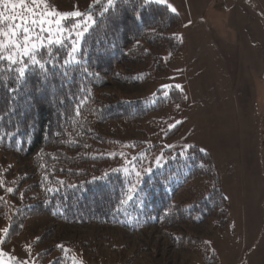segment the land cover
I'll return each mask as SVG.
<instances>
[{
	"label": "trees",
	"instance_id": "obj_1",
	"mask_svg": "<svg viewBox=\"0 0 264 264\" xmlns=\"http://www.w3.org/2000/svg\"><path fill=\"white\" fill-rule=\"evenodd\" d=\"M98 11L86 33L43 46L22 62L8 61V49L0 51V151L31 156L36 176L29 188L26 184L20 189L27 177L8 178L9 171L0 163V219L10 223V237L22 234L32 216L138 229L169 226L177 220L201 224L217 213L219 228L224 227L230 221L229 201L212 156L196 145L174 152L163 143L133 141L149 164L156 153L162 165H150L137 175L113 163L103 164L105 170L96 168L103 162L104 123L119 118L137 125L146 111L169 108L173 118L161 125L167 126L163 135L167 141L183 131L185 122L174 117L183 116L190 104L174 86L155 88L137 99L124 95L104 101L110 96L104 92L110 81L134 86L171 75L172 59L182 51L183 42L178 33L170 32L180 29L182 22L166 5L147 0H103ZM4 24L0 17V29ZM70 39H78L76 48ZM143 62L145 70L132 74L120 70L125 63ZM186 187L195 197L179 200L178 192ZM56 247L48 248L44 257ZM70 253L59 254L53 264H88L79 258L72 261ZM202 253L203 264H217L213 254Z\"/></svg>",
	"mask_w": 264,
	"mask_h": 264
},
{
	"label": "rangeland",
	"instance_id": "obj_2",
	"mask_svg": "<svg viewBox=\"0 0 264 264\" xmlns=\"http://www.w3.org/2000/svg\"><path fill=\"white\" fill-rule=\"evenodd\" d=\"M147 1L157 2L158 0ZM230 1L232 0L224 2L230 3ZM244 1L255 6L254 0ZM101 2L103 0H0L2 5L0 17L1 21L5 22L3 29H0V51L4 52L8 49L5 55L8 61L22 62L25 57L32 55L43 46L68 39L71 34H78L80 37L95 21ZM258 6H255L254 10L264 28V0H260ZM175 32L177 33V30L173 29L170 33L176 34ZM69 41L74 48L77 47L78 39L75 42L73 39ZM160 52L164 53L163 50ZM166 57H168L167 54ZM145 68L144 62L142 65L125 63L120 70L125 74H132ZM127 85L110 81L104 89V92H108L110 96L104 101L109 103L118 96L124 95L127 98H141L151 94L155 88L168 90L170 86L177 87L178 82L170 75L162 81H145L141 85ZM257 87L264 104V80L262 85L257 84ZM179 89H182L181 85ZM98 96L103 100L102 95L98 94ZM166 110L153 113L146 111L142 119L138 121L139 125L130 126L119 118L104 123L102 126L103 162L97 163L96 168L105 170L103 164L113 163L125 172L130 169L131 171L127 173L137 175L140 174L137 172L149 170L150 165L154 167L162 165V157L156 153L151 155L149 164L139 149H134L133 141L144 144L163 143L165 148L174 152L184 151L190 145H196L201 150L209 149L210 141L203 134L209 125L204 126L203 122L192 120L190 112L184 114V120L187 121L186 128L177 137L166 141L163 135L167 126L161 128V125L173 118L170 109ZM179 114L174 117L177 118L176 122L181 121V117L184 118ZM160 128L161 131L158 132ZM261 133H264V129H261ZM129 157L128 162L126 159ZM131 157H136L139 161L132 162ZM31 160L29 155L0 151V163L3 169L9 171L8 178L27 177L26 182H21L20 189L26 184H28L26 188H29L35 181L36 176ZM141 164L144 166H137ZM196 184L198 188H204L203 184ZM29 191L30 194L35 193L34 189ZM193 193L192 189L186 187L178 192L177 197L179 200L190 201L195 197ZM226 195L233 199V203L235 202L234 193L227 192ZM38 196L37 193L36 198ZM232 212L233 220L222 228H219L220 225L217 223V213L209 214L201 224L197 221L186 223L177 220L169 226L157 224L138 229H124L120 226L112 227L94 223L66 224L58 222L51 216H32L28 219L30 221L23 233H19L17 237L14 236L15 238L10 237V223L7 219H0V264H53V259L59 254L66 253V250L72 252L69 255L72 261L74 258L76 260L79 258L88 264H203L202 250L206 256L213 254L216 257L213 260L217 264H246V261L242 259L243 249L245 250L242 244L245 245V239L240 237L238 230H232L240 212L237 208ZM128 222L131 221L128 220ZM255 236L254 234L249 241H254ZM55 246H57L56 249L44 257L48 248ZM249 247L250 245H247L245 251H248Z\"/></svg>",
	"mask_w": 264,
	"mask_h": 264
},
{
	"label": "crops",
	"instance_id": "obj_3",
	"mask_svg": "<svg viewBox=\"0 0 264 264\" xmlns=\"http://www.w3.org/2000/svg\"><path fill=\"white\" fill-rule=\"evenodd\" d=\"M224 1L157 2L182 21L177 33L183 49L172 59L171 75L189 99L185 113L209 125L203 134L210 147L203 150L219 172L230 204L229 223L233 209L240 212L231 229L245 239V250L250 245L242 259L264 264V104L257 87L264 80V28L254 10L260 0H254L255 6ZM227 192L234 193V203Z\"/></svg>",
	"mask_w": 264,
	"mask_h": 264
}]
</instances>
